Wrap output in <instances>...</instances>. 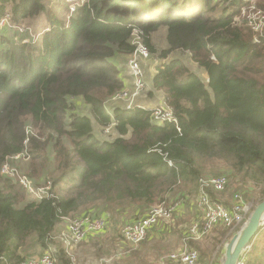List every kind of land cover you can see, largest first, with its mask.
I'll list each match as a JSON object with an SVG mask.
<instances>
[{
    "label": "trees",
    "instance_id": "obj_1",
    "mask_svg": "<svg viewBox=\"0 0 264 264\" xmlns=\"http://www.w3.org/2000/svg\"><path fill=\"white\" fill-rule=\"evenodd\" d=\"M243 1L236 8L229 0H87L73 13L67 8L66 21L47 0H0V19L43 14L51 25L33 45L0 50V264H19L34 244L56 264H74L55 240L65 218L105 217V230L109 221H137L171 194L177 197L169 201L182 200L187 186L199 191L216 159L261 188L264 199V30L236 23ZM259 7L264 12V0ZM162 27L160 58L179 54L157 68L151 92L164 94L180 130L155 121L154 107L140 101L132 109L106 103L126 88L112 59L130 58L134 30L158 53L150 34ZM184 53L205 69L207 82ZM20 154L29 160L25 174L36 186L51 182L52 196L29 197L1 173ZM262 236L264 226L251 264H264Z\"/></svg>",
    "mask_w": 264,
    "mask_h": 264
},
{
    "label": "rangeland",
    "instance_id": "obj_2",
    "mask_svg": "<svg viewBox=\"0 0 264 264\" xmlns=\"http://www.w3.org/2000/svg\"><path fill=\"white\" fill-rule=\"evenodd\" d=\"M78 1L79 0H47V2H49L48 7L54 10L62 20L66 21L70 12V10L69 12L67 11V8L69 9L72 5H76ZM229 1L228 5H232L233 7H236V3L239 1H241L242 5V0ZM261 1L262 0H250L247 4L239 7V10L243 12L244 10L249 11L250 4H255L258 6V9H260L259 3ZM10 8L11 7H9V9ZM235 21L239 26L248 28V25L245 23L247 20L244 13L238 14ZM49 23L48 16L43 14L39 16L32 15L23 21L14 22L7 13L0 19V50L19 44L33 45L37 43V41L41 39L43 32L51 28ZM150 37L155 43L154 46H156L155 48L158 53H151L150 58L141 59L146 74V88L137 99V102L140 101L143 105L153 108L160 105L164 106L165 98L161 91L155 90L153 93L151 92L152 87L150 80L157 68L166 64L171 57L173 58L174 55L179 53L171 54L168 59L160 58L162 57L161 51L167 47L166 28H159L152 32ZM140 38H142L141 33L138 30H134L132 42L134 43ZM3 39L9 42L2 43ZM181 56L187 62L188 67L207 82L208 75L205 69L200 68L197 63L190 58L189 53H184ZM119 60L121 61V65L117 63L115 59H112V62L119 69V75L123 78L124 87L128 88L131 85V72L128 66L129 57H122V59ZM106 103L108 105L121 106H125L126 104L123 100H113L111 97L107 99ZM77 109L80 113H87L89 111L88 105L82 101V99L77 100ZM98 131L100 130L98 129ZM27 143L28 141L25 142V144ZM22 158H10L8 163L25 174L29 160L28 157ZM206 166L207 168L203 171L204 173L201 178L211 179L220 176H226L228 178L225 190L216 191L209 188V190H211V193L209 191V195L212 199L227 207H232L235 202V194H243L249 208L246 213L248 221L256 206L264 200L260 196L261 188L252 181L243 180L239 174L235 173L223 161L216 159L207 163ZM197 183L200 188L199 181ZM47 184L48 183H42L39 187L46 186ZM184 190H186L185 195L181 198L182 200H180V211L181 209L183 211H176L170 217L162 218L154 228L149 231L147 238L140 244L134 245L123 239L121 230L123 225L126 224V222L123 221H109L105 231L90 235L82 242H72L68 245L62 241V233L68 230L71 219H65L63 225L67 224V229L64 230V228H61V231L55 236V240L68 246L65 247L74 264H169V254L176 251L177 248H183L185 245L190 248L188 244L190 240L193 241L190 244L193 249L198 250L200 254L202 253L201 255H204L205 258L202 259L204 264H222L227 244L234 235L242 230L247 222L243 226L236 225V227L218 224L200 238L192 237L187 241H183L184 235L194 226L193 224L200 222L202 217L197 207L201 193L200 190L198 191L197 184L195 187L187 186ZM29 197L33 196L29 195ZM175 197L177 196L173 195L171 199L168 198L169 200H173ZM161 228L163 230H161ZM257 243L259 247H264V236H262ZM79 248L80 252L78 251ZM45 254H51V251L43 248L39 244H34L24 251V259L29 257H41Z\"/></svg>",
    "mask_w": 264,
    "mask_h": 264
},
{
    "label": "built area",
    "instance_id": "obj_3",
    "mask_svg": "<svg viewBox=\"0 0 264 264\" xmlns=\"http://www.w3.org/2000/svg\"><path fill=\"white\" fill-rule=\"evenodd\" d=\"M249 1L250 0H244L246 3ZM85 2H87V0H79L76 5H72L69 8L70 13L75 12V9ZM242 13H244L247 20L246 23L254 30V32H256V34L263 33L264 12L258 9L257 5L250 4V10H244V12L241 11V14ZM258 38L259 35H255L254 41L258 42ZM150 56L151 52L142 40L138 39L134 42V52L128 61V66L131 72V85L114 95L113 100L125 101L126 108L128 109L141 106L140 104H137V99L146 88V74L141 59H148ZM152 116L155 121L159 123H173L178 127V130H180L176 115L166 104H164V106L160 105L154 107L152 109ZM11 158L20 159L22 158V155L20 154ZM169 163L171 162L169 161ZM1 172L6 176L14 178L29 195L36 199H42L53 195L51 192V182H48V184L43 187L36 186L31 178L20 172L18 168L12 167L8 161L2 166ZM227 181L228 178L226 176L211 179L201 178L199 180L201 193L197 207L202 215L201 221L193 224L194 226L192 225L193 227L190 228L188 235L184 237L183 241H187L192 237L200 238L206 235L209 230L218 224L236 227V225L243 226L247 222L246 213L249 208L243 194L236 193L234 196V206L227 207L213 200L207 192L209 188L216 191L225 190ZM180 205V200L166 201L156 204L150 209L145 217L123 225L121 230L123 239L134 245L140 244L147 238L149 231L162 218L170 217L177 211ZM65 219H71L68 230L62 233V241L68 245L72 242H82L90 235L102 232L105 230L108 222L105 217L95 218L89 214ZM250 251L251 247L244 251L238 264H250ZM168 262L169 264H204L200 258L199 251L188 248L186 245L183 248H179L170 253L168 256ZM19 264H56V260L52 254H45L41 257L26 258Z\"/></svg>",
    "mask_w": 264,
    "mask_h": 264
},
{
    "label": "water",
    "instance_id": "obj_4",
    "mask_svg": "<svg viewBox=\"0 0 264 264\" xmlns=\"http://www.w3.org/2000/svg\"><path fill=\"white\" fill-rule=\"evenodd\" d=\"M263 224L264 201L256 206L242 230L227 244L222 264H238L244 251L252 246Z\"/></svg>",
    "mask_w": 264,
    "mask_h": 264
},
{
    "label": "crops",
    "instance_id": "obj_5",
    "mask_svg": "<svg viewBox=\"0 0 264 264\" xmlns=\"http://www.w3.org/2000/svg\"><path fill=\"white\" fill-rule=\"evenodd\" d=\"M168 197L171 199V198L173 197V195L171 194V195H169ZM177 211H180V207L177 209ZM182 211H183V210L181 209L180 212H182ZM198 211H199V210H198ZM199 213H200V212H199ZM64 220H65V219H64ZM62 226H63V227H62ZM61 228H64V230L67 229V224L63 225V222H62V223L60 224V229H59L60 231H61ZM153 228H154V227H153ZM153 228H152V229H153ZM152 229H151V230H152ZM161 230H163V229L161 228ZM65 232H66V231H65ZM162 235H165V234H162ZM187 235H188V232H187V234L184 235V237L187 236ZM157 238H159V237H157ZM180 248H181V247H180ZM177 249H178V248H177ZM78 251L80 252V248L78 249Z\"/></svg>",
    "mask_w": 264,
    "mask_h": 264
}]
</instances>
